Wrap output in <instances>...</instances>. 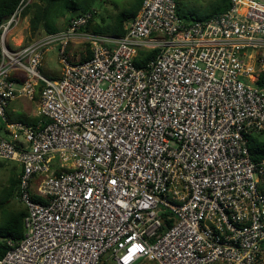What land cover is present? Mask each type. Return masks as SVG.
I'll return each instance as SVG.
<instances>
[{
  "label": "built area",
  "instance_id": "2783aa9c",
  "mask_svg": "<svg viewBox=\"0 0 264 264\" xmlns=\"http://www.w3.org/2000/svg\"><path fill=\"white\" fill-rule=\"evenodd\" d=\"M32 3L0 24V121L11 136L0 161L20 165L27 210L0 264L260 263L264 158L251 160L248 138L264 132V0H229L186 24L176 0H143L121 37L82 33L86 12L11 50ZM75 40L88 60L70 62ZM53 44L54 81L39 72ZM36 91L43 121H11L9 103ZM165 219L174 223L161 232Z\"/></svg>",
  "mask_w": 264,
  "mask_h": 264
},
{
  "label": "rangeland",
  "instance_id": "374dc122",
  "mask_svg": "<svg viewBox=\"0 0 264 264\" xmlns=\"http://www.w3.org/2000/svg\"><path fill=\"white\" fill-rule=\"evenodd\" d=\"M135 0H96L90 8L94 10L95 16L90 21V25L81 30L82 33H90L94 35H103L95 33L94 28L96 26L106 28L112 24L113 19L119 11L132 8V3ZM226 0H176V12L180 21L184 24L206 20L207 17L219 13L223 10ZM81 11L73 9L65 0H55L49 9L48 16L45 23L41 27V34H53L62 31L67 26L66 18L76 17L80 15ZM30 15H26V20L21 26V36L27 42L32 40L29 33ZM111 36V35H110ZM58 44H53L48 47L47 52L43 56L42 65L39 68L40 74L49 79L57 80L62 73V66L58 57ZM86 51L85 45L69 43L66 50L67 56L72 60H79ZM145 56V55H144ZM13 107L31 106L30 113H35L36 107L31 104L26 98H19L12 103ZM14 121V120H13ZM257 139L264 142V135H258ZM20 174V165L16 162L1 160L0 161V201L4 198V194L9 186L11 178H18ZM42 176H37L34 180L33 189L36 188ZM8 211H16L23 209L22 204L17 198H13L7 203ZM264 250V243L262 245ZM260 263L264 264V256L261 257ZM106 264H116L110 255L104 257ZM136 264H150L145 261H139ZM151 264H154L153 262Z\"/></svg>",
  "mask_w": 264,
  "mask_h": 264
},
{
  "label": "trees",
  "instance_id": "16d2710c",
  "mask_svg": "<svg viewBox=\"0 0 264 264\" xmlns=\"http://www.w3.org/2000/svg\"><path fill=\"white\" fill-rule=\"evenodd\" d=\"M20 0H0V24L1 22L13 13L15 8L17 7ZM55 0H33V3L29 6L26 11V14H29L30 24H29V33L31 35L32 40L37 38L41 34V27L45 23V20L48 16V12L51 4ZM67 4H69L73 9L80 10L81 14L86 12H91L93 17L95 16V11L90 8L92 4L96 0H65ZM143 0H135L132 3V8L124 9L118 12V14L113 19L112 24L108 25L106 28H102L96 26L94 28L95 33H104L111 36L121 37L125 34V26L131 20H133L138 14L140 7L142 5ZM229 5V0H226L225 5L223 6V10L217 14H220L227 10ZM217 14L207 17L209 19ZM92 17V19H93ZM70 18H66L67 24ZM91 19V20H92ZM196 21H199L197 19ZM90 25V22L89 24ZM87 25V27H88ZM65 29V28H64ZM31 40V41H32ZM86 47V54L80 58V61H86L89 59L91 52ZM153 53L146 54L143 56L140 61H137L135 64L138 68H142L144 63L151 59ZM1 57V50H0ZM70 62H74V60L70 59ZM248 149L251 156V160L257 162L264 158V142H260L257 138L250 137L248 139ZM18 195V178H11L9 182V186L4 194V198L0 201V257H2L7 248L4 245L5 239H11L13 241H20L24 236V226L23 220L27 215V210L25 206L22 204L23 209L16 211H8L6 206L7 203L10 202L11 199L17 198ZM32 199L36 202L41 201V199L37 196H32ZM174 221L173 219H165L164 225L162 226L161 232H165L167 229L171 228ZM147 262V261H145ZM150 263L151 262H147ZM99 264H106L104 258L101 259Z\"/></svg>",
  "mask_w": 264,
  "mask_h": 264
},
{
  "label": "crops",
  "instance_id": "0c3cea01",
  "mask_svg": "<svg viewBox=\"0 0 264 264\" xmlns=\"http://www.w3.org/2000/svg\"><path fill=\"white\" fill-rule=\"evenodd\" d=\"M22 28L14 30L11 35L9 36L8 44L11 50H17L20 46L27 44L28 42L24 40L21 36L22 32L20 31ZM116 37V36H115ZM73 44H82L79 40H75L72 42ZM86 52H84L83 56H85ZM80 60V59H79ZM74 60V62L79 61ZM21 82V79L18 80ZM40 94L36 91L34 94L33 100H28L36 107L35 113H30L28 110H32L31 106H21V107H13L12 102L6 108V114L11 121H19L25 123L30 126L37 125L41 120V118L37 115V103L39 101ZM258 135H264V132L261 134H253L250 137L257 138ZM249 137V138H250ZM0 138L11 140V136L9 132L6 130L5 126L0 121ZM248 138V139H249ZM258 140V139H257ZM259 141V140H258ZM262 142V141H260ZM21 172V168H20ZM20 175V174H19ZM260 192L264 194V181L260 184Z\"/></svg>",
  "mask_w": 264,
  "mask_h": 264
}]
</instances>
